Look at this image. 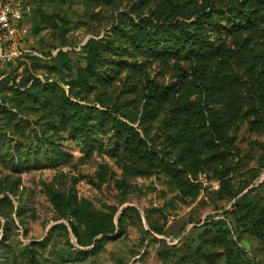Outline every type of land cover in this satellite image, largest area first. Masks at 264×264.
<instances>
[{"label": "rangeland", "instance_id": "1", "mask_svg": "<svg viewBox=\"0 0 264 264\" xmlns=\"http://www.w3.org/2000/svg\"><path fill=\"white\" fill-rule=\"evenodd\" d=\"M24 3L20 42L33 53L0 60V189L13 187L5 193L22 211L0 216V243L15 239L19 251L47 237L38 253L53 263L92 248L77 244L70 221L86 242L97 215L117 220L132 206L141 218L122 235L60 264H264V241L235 207L243 195L264 204V0ZM178 3L191 17L173 30L192 32L204 52L146 42L148 19ZM211 111L218 136L204 122ZM120 126L145 142L126 144Z\"/></svg>", "mask_w": 264, "mask_h": 264}, {"label": "trees", "instance_id": "2", "mask_svg": "<svg viewBox=\"0 0 264 264\" xmlns=\"http://www.w3.org/2000/svg\"><path fill=\"white\" fill-rule=\"evenodd\" d=\"M185 7L182 3L175 4L174 7L169 12H163L161 10L155 11L153 16L149 18V26L146 27L147 31L144 34L146 37V42L152 45V48L161 50L163 52L172 54L174 52H179L180 50H187L188 52H193L195 48H200V52H204L206 46L198 42L194 34L188 30L182 31L180 34H176L173 30L174 23H180L178 18H190L191 16L185 13ZM87 45V44H86ZM60 58H66V51L61 49L57 53ZM90 66L92 64L88 63ZM39 81V80H34ZM40 82V81H39ZM27 85V84H25ZM157 90L155 94L160 91V88L154 87ZM34 86H29L24 89V94L29 95L30 98L35 95ZM153 94V93H152ZM28 103V102H26ZM100 127L103 128L109 124V118L107 114L104 117H98ZM205 124L208 127V131L218 136L219 126H220V114L217 111H211L204 119ZM118 130H122L125 135V143L133 144L138 148L145 141L140 136V133L132 126H120ZM4 158V155L2 156ZM12 169L15 168V162L13 159ZM22 164L18 165L21 167ZM26 165V163L24 164ZM23 165V166H24ZM23 168V167H21ZM105 173L107 172V167L102 166ZM228 173H224L222 176L223 186L226 192L236 197L237 194L231 190L230 182L227 179ZM13 185V183H11ZM15 193L16 190L13 187H8V185L3 186L0 189V193H4L3 197L0 198V216L4 219H8L13 222L11 215L20 214L22 211V206H16L11 200L5 190L8 189ZM54 201L57 206L65 213H68L73 209V200L64 195L57 194L54 196ZM235 207L240 210L242 214V219L253 225V232L257 237L264 241V204H255L252 201L247 202L246 196L238 198L235 202ZM10 216V217H9ZM137 218L140 219V212L137 208L132 206L125 207L118 219H115L114 214H99L95 218V222L92 227L87 229L85 232L87 236V241L85 242L82 238V233L78 224L74 221H70L71 229L76 237L77 244L80 246H92L91 249H69L65 250L59 255L55 262L49 263L41 258L38 253V247L44 246L47 241V237L41 242L32 241L25 246L24 250L19 249V242H15V239L5 238L0 243V264H60L64 258L71 261H85L90 255L96 253L98 250L103 248L107 242L113 239V236L122 235L126 229L128 221ZM8 228V226H7Z\"/></svg>", "mask_w": 264, "mask_h": 264}, {"label": "built area", "instance_id": "3", "mask_svg": "<svg viewBox=\"0 0 264 264\" xmlns=\"http://www.w3.org/2000/svg\"><path fill=\"white\" fill-rule=\"evenodd\" d=\"M25 0H0V60L33 53L21 47Z\"/></svg>", "mask_w": 264, "mask_h": 264}]
</instances>
